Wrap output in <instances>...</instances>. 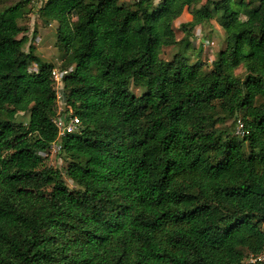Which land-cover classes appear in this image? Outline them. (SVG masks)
<instances>
[{"label": "trees", "instance_id": "trees-1", "mask_svg": "<svg viewBox=\"0 0 264 264\" xmlns=\"http://www.w3.org/2000/svg\"><path fill=\"white\" fill-rule=\"evenodd\" d=\"M31 2L0 6V264H264V0H46L81 121L62 168L39 154L57 95L54 64L24 50ZM219 12L211 68L162 58Z\"/></svg>", "mask_w": 264, "mask_h": 264}, {"label": "rangeland", "instance_id": "rangeland-1", "mask_svg": "<svg viewBox=\"0 0 264 264\" xmlns=\"http://www.w3.org/2000/svg\"><path fill=\"white\" fill-rule=\"evenodd\" d=\"M1 8L7 6H12L17 4L22 0H1ZM46 0H32L24 7V16L20 19V24L24 28L23 34H27L29 37V42L25 46L24 50L29 51L30 46H35L36 54L43 57L44 60L54 64L53 70L60 71L63 70L62 64L64 61V53L57 46V29L58 23L53 22L48 25L40 16V8L43 6ZM133 0H120V2H130ZM160 0H156L158 3ZM206 0H203L205 2ZM191 9L187 10L180 18L175 21V28L177 31L178 39L185 37V31L181 29V24L191 19ZM222 13H215L214 17L205 25H200L193 31V36L191 38L190 47H185L187 42H184L178 46L165 47L162 52V58L166 60H171L173 56L179 52H185L186 56L189 58L191 63L201 61L204 63V69H209L212 67V63L218 57V53L225 46V33L226 30L221 26L220 19ZM243 18V17H242ZM22 36V34L20 35ZM31 70L37 71L38 67L36 64L31 66ZM52 70V72H53ZM73 70V67H69L68 74ZM243 69L240 67L236 69L237 74H242ZM66 74V76L68 75ZM65 76V77H66ZM54 78V77H53ZM65 87L63 77L59 75L58 79H54V88L57 95V114L63 112V117H66L64 113L67 110L66 101L62 97V91ZM133 92L140 96L143 94L144 90L134 85L131 86ZM30 121L29 112H20L16 117L17 123L28 124ZM229 126V123L226 124ZM75 133H80V131H75ZM60 135V136H59ZM68 135V134H67ZM66 135V136H67ZM64 137L61 138V133L57 135L56 140L64 142ZM239 138H242L241 136ZM60 152L54 150L53 145L49 147L48 150L39 151V154L47 158L46 162L56 168H62L65 165V159ZM65 180L71 188L76 185L70 180L67 175H65Z\"/></svg>", "mask_w": 264, "mask_h": 264}, {"label": "built area", "instance_id": "built-area-1", "mask_svg": "<svg viewBox=\"0 0 264 264\" xmlns=\"http://www.w3.org/2000/svg\"><path fill=\"white\" fill-rule=\"evenodd\" d=\"M68 70L69 68H64L63 70H60L58 72L53 70L52 72V76L54 77L53 79L55 78L58 79L60 75L61 77H63V80H65V76L66 74H68ZM63 91H62V97H63ZM64 113L66 114V117H63V112L61 111L60 114H56V116L53 119V122L56 125L59 134L61 133V138L66 136L67 134L75 133V131L78 130L80 131L81 128V121L78 117L68 116L66 112ZM236 134H238L239 136H244L245 134H247V131L245 129V124L241 118H239L237 122ZM57 140H55L51 144V146L53 145L54 150L60 152L62 151L63 143H62V139L61 141H57ZM249 261L252 263H255L257 261L264 262V253L256 257L251 256Z\"/></svg>", "mask_w": 264, "mask_h": 264}]
</instances>
